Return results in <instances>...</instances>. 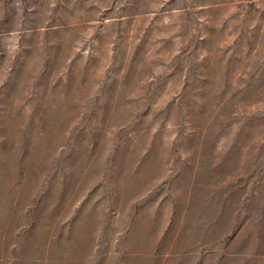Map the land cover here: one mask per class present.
<instances>
[{
	"label": "rangeland",
	"instance_id": "rangeland-1",
	"mask_svg": "<svg viewBox=\"0 0 264 264\" xmlns=\"http://www.w3.org/2000/svg\"><path fill=\"white\" fill-rule=\"evenodd\" d=\"M0 264H264V0H0Z\"/></svg>",
	"mask_w": 264,
	"mask_h": 264
}]
</instances>
